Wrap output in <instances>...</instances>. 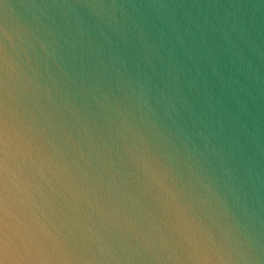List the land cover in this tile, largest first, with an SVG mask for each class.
<instances>
[{"label":"water","instance_id":"1","mask_svg":"<svg viewBox=\"0 0 264 264\" xmlns=\"http://www.w3.org/2000/svg\"><path fill=\"white\" fill-rule=\"evenodd\" d=\"M0 249L264 264V0H0Z\"/></svg>","mask_w":264,"mask_h":264},{"label":"clouds","instance_id":"2","mask_svg":"<svg viewBox=\"0 0 264 264\" xmlns=\"http://www.w3.org/2000/svg\"><path fill=\"white\" fill-rule=\"evenodd\" d=\"M2 243H3V247L6 248L7 247L6 241L2 242ZM2 250L3 249H0V251H2ZM14 264H27V262L16 261V262H14Z\"/></svg>","mask_w":264,"mask_h":264}]
</instances>
